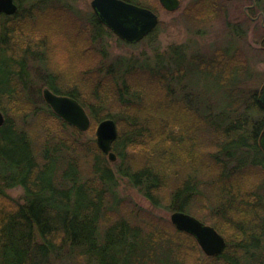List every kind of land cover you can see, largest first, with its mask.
<instances>
[{"label":"trees","instance_id":"obj_1","mask_svg":"<svg viewBox=\"0 0 264 264\" xmlns=\"http://www.w3.org/2000/svg\"><path fill=\"white\" fill-rule=\"evenodd\" d=\"M54 1L14 0L17 14L0 17V111L6 119L0 128V264H264V179L254 182V176L264 172V153L259 145L264 109L260 91L246 90L247 65L243 67L242 62L226 54L208 61L200 56L187 60L179 48L173 52L175 68L160 61L155 67L137 66L124 58L110 62L108 41L114 35L95 15L87 17L88 46L100 55L103 68L95 73L82 72L80 80L70 86H62L60 77L53 73L45 72L42 82L56 95L72 98L86 110L91 120L87 135L95 137L104 120L116 121L119 133L113 151L118 162L112 169L96 141L84 144L80 140L84 133L66 124L46 103V110L40 108L32 98V46L15 43L16 30L10 26L19 20L33 24L35 15L45 12ZM123 1L136 4L134 0ZM204 1L208 4L197 8L198 15H206L212 8L210 0ZM26 3L31 7L22 15ZM146 8L155 11L153 6ZM157 31L148 40L152 41ZM35 55L44 65L43 53ZM80 55L81 51L78 59H85ZM157 58L160 60L161 55ZM202 83H211L222 96L216 102L206 100L196 90ZM146 84L161 87L169 101L146 108L139 91ZM110 98L113 103H109ZM110 105L117 107L118 115L111 114ZM11 106L28 112L16 120L10 115ZM141 110H146L147 117L141 116ZM41 114L60 124L65 137L47 133L37 145L25 124L18 121L23 123ZM184 115L191 125L198 127L196 121L202 122L221 140L211 155L220 188L214 203L206 191L213 185L196 172L199 161L191 150L195 142L181 127ZM184 146H190L183 162L189 171L170 186L153 159L177 154ZM135 150L145 153L143 162L132 161ZM81 151L90 152L85 171ZM117 177L126 179L155 208L189 214L223 235L219 225L194 214L193 208L201 202L210 203L212 215L232 228L237 240L227 237L225 254L208 258L194 238L170 223L159 228L151 225L150 219V224L146 222V227L152 226L150 231L141 225L143 220L130 221L121 214ZM18 187L24 190L25 204L11 200L6 193Z\"/></svg>","mask_w":264,"mask_h":264},{"label":"rangeland","instance_id":"obj_2","mask_svg":"<svg viewBox=\"0 0 264 264\" xmlns=\"http://www.w3.org/2000/svg\"><path fill=\"white\" fill-rule=\"evenodd\" d=\"M92 1L56 0L52 2V5L45 12L35 15L37 18L33 24H23L19 20L10 26L16 30L14 34L16 38L15 43L22 47L28 44L32 46L30 48L33 51V56L29 57L31 94L39 107L44 110H46V104L42 98L43 90L46 87L42 82V77L45 72L48 74L53 73L60 77L62 86H70L72 82L80 80L82 72L95 73L101 67L103 68L100 55L93 47L91 50L88 46L87 36L85 35V31L88 29L86 18L93 13L91 7ZM134 1L140 7L153 6L155 8L156 12L154 11V13L158 15L160 20L157 28L158 31L152 38V41L145 39L136 45H127L122 41L120 42L114 36L108 41L110 62L117 58H124L137 66L151 65L155 67L158 61H160L164 66L175 68V64L173 63L175 56H173V52L177 48L181 52H184L187 60H190L194 56H200L203 60L208 61L212 58L215 59V57L220 59L223 54H226L229 55V59L242 62L244 64L243 67L247 65L244 68L249 76V80L245 83L246 90L248 92L261 90L264 84V48L262 47L264 43V16L257 19L256 15L252 14L251 17H248L245 14V8L252 5L249 0L230 3L226 0H212L216 4L214 6L210 0L208 2L212 8H210V11L206 10V15L197 14L199 12L197 8L200 9L206 6L205 3L207 2L204 0H180L181 7L175 13L166 12L161 7L159 0ZM30 7V3L23 4L21 14L25 15L24 13L28 12ZM80 51V56L85 57V59H78ZM39 52L43 53L41 58H45L43 62L45 64H42L43 67L41 65L42 62L36 60L37 57H35V54ZM71 55L77 57H73L72 59ZM158 55H161L160 60L157 58ZM204 86H206L205 83H202L196 90H200L199 93L206 100L210 99L216 102L223 94L216 90L211 83H209V87L206 86L205 88ZM139 91L142 94V103H144L146 108L153 103L157 104L162 103V101H169L168 99L166 100L165 90L157 85L146 84V87L140 88ZM177 94L179 95V93ZM111 100V98L108 100L109 103H113V100ZM110 106L108 110L111 114L118 115L119 110L117 107ZM11 109H13L11 110L13 113L9 111L10 115L16 120L23 119L22 117H25V114L28 112L26 108H21V111H18L19 108L15 107L14 109L11 106ZM145 111H140L141 116L148 114ZM42 115L40 116L41 118L35 117V119H31V117H28L24 120L25 122H18L22 126L25 124L24 128L29 131L32 140L37 145L41 143L47 133H51L52 136L58 138H64L66 132L61 128L60 124L51 122L46 118V115ZM184 119L188 121L181 120L183 123L181 127L186 129L195 142L191 146V150L193 151L194 158L198 157L199 161L196 172L198 174L202 173L206 181H210L213 185L209 189L206 188V191L209 193L208 197L211 203H214L216 196L220 194V188L218 184V170L212 163L211 155L217 151L219 141L221 140L206 128V125L202 124V122L196 121L198 125L196 127V125L193 126L189 123L190 118L188 115H184ZM84 134L86 136L80 138L84 144L89 140L96 141V133L95 137L87 135L88 132ZM187 151H190V146L180 147V151L177 154L171 152L168 154L169 157H157L153 159L154 161L151 160L164 171V176L170 180V186L173 183L179 182L181 174L189 169L188 164L183 163L186 160V156L184 155H186ZM134 153L135 155L131 156L133 162L139 163V161L143 162L145 160L143 156L145 153L141 152V150H135ZM172 154L174 155L172 156ZM79 157L83 170H87L89 165L87 160H91L90 152L81 151ZM258 160H260L259 156ZM107 161L109 162L108 158ZM109 164L112 169H115L114 163L109 162ZM262 174L263 176H261ZM254 179V182L257 183L263 180L264 172L260 171L259 174L254 176ZM118 184V195L119 199L122 200L120 210L123 216H126L133 222H141L143 220L141 225L143 223L144 227L150 231L152 230V226L146 227V222L148 224L151 223L150 219L153 220L151 225H155V227L163 226V223H170L172 225L170 220L172 213L165 206V208H155L138 190L132 188L126 179L118 178ZM208 186L210 187V185ZM6 193L11 200L18 202V204H25V193L22 188L10 189ZM167 204L168 201H165L164 205ZM209 204L208 202H201L200 205L193 208L195 216L204 219L207 223L219 225L223 229V235H220L224 237L225 241L229 239L237 240L238 235L234 230L229 226L222 225V221L212 215V205ZM137 211L141 213V215L139 214L140 216L137 215ZM233 240L230 243H233ZM204 257L200 260L201 262H204Z\"/></svg>","mask_w":264,"mask_h":264},{"label":"water","instance_id":"obj_3","mask_svg":"<svg viewBox=\"0 0 264 264\" xmlns=\"http://www.w3.org/2000/svg\"><path fill=\"white\" fill-rule=\"evenodd\" d=\"M161 7L168 13H175L181 7L180 0H159ZM93 14L100 24L104 25L120 42L136 45L144 41L160 24L158 15L149 9L139 7L122 0H93ZM18 12L14 0H0V17H13ZM264 48V43L263 46ZM51 110L66 124L82 133H87L91 120L86 110L74 99L56 95L48 88L43 90V98ZM260 104L264 109V84L260 90ZM5 116L0 111V128L5 125ZM118 127L114 120L102 121L96 130L97 148L108 158L117 163L113 151L118 139ZM260 150L264 153V131L261 135ZM171 223L179 232L185 233L197 242L205 257L217 258L225 254L227 243L213 227L207 226L189 214L175 212L171 215Z\"/></svg>","mask_w":264,"mask_h":264},{"label":"flooded vegetation","instance_id":"obj_4","mask_svg":"<svg viewBox=\"0 0 264 264\" xmlns=\"http://www.w3.org/2000/svg\"><path fill=\"white\" fill-rule=\"evenodd\" d=\"M226 1L230 3V2H236V1L240 2V1H245V0H226ZM249 1L252 3V5L250 7H246L245 8V14L248 17H251L252 14L256 15L257 19L260 18V17H263L264 16V12L262 11V1H264V0H249ZM123 2H125V1H123ZM127 3H129V2H127Z\"/></svg>","mask_w":264,"mask_h":264}]
</instances>
